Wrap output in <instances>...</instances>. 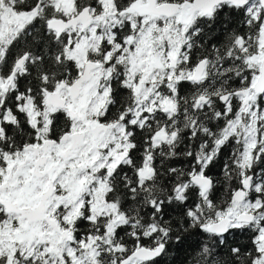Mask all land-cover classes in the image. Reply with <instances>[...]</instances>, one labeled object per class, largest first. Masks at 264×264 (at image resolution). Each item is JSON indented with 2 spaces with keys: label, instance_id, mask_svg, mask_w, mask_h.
I'll return each instance as SVG.
<instances>
[{
  "label": "snow or ice",
  "instance_id": "obj_1",
  "mask_svg": "<svg viewBox=\"0 0 264 264\" xmlns=\"http://www.w3.org/2000/svg\"><path fill=\"white\" fill-rule=\"evenodd\" d=\"M0 264H264V0H0Z\"/></svg>",
  "mask_w": 264,
  "mask_h": 264
},
{
  "label": "trees",
  "instance_id": "obj_2",
  "mask_svg": "<svg viewBox=\"0 0 264 264\" xmlns=\"http://www.w3.org/2000/svg\"><path fill=\"white\" fill-rule=\"evenodd\" d=\"M185 253L182 251L181 254H180V259H184L185 258Z\"/></svg>",
  "mask_w": 264,
  "mask_h": 264
}]
</instances>
